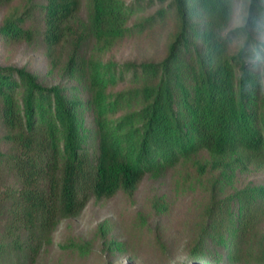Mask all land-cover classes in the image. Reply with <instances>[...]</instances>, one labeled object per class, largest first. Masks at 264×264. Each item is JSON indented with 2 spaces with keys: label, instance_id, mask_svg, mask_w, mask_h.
<instances>
[{
  "label": "trees",
  "instance_id": "16d2710c",
  "mask_svg": "<svg viewBox=\"0 0 264 264\" xmlns=\"http://www.w3.org/2000/svg\"><path fill=\"white\" fill-rule=\"evenodd\" d=\"M0 8V43L39 46L62 65L53 81L0 65V264H27L91 200L135 194L175 168L205 200L188 230L191 263L264 264V184L234 183L264 170V0ZM135 40L158 49L118 60Z\"/></svg>",
  "mask_w": 264,
  "mask_h": 264
},
{
  "label": "rangeland",
  "instance_id": "374dc122",
  "mask_svg": "<svg viewBox=\"0 0 264 264\" xmlns=\"http://www.w3.org/2000/svg\"><path fill=\"white\" fill-rule=\"evenodd\" d=\"M21 3L17 1L14 6ZM7 12V8H0V26ZM241 16L242 9L234 26L240 24ZM86 17L84 7L81 23ZM155 49L158 46L153 43L149 46L135 40L123 44L115 56L125 60ZM57 51L56 62H64ZM0 65L26 66L48 81L58 78L62 66L52 69L39 46L2 43ZM244 182L264 184V170L239 175L234 181L236 186ZM204 202L200 186L194 179L186 181L179 168L155 173L135 194L122 192L112 199L91 200L80 216L62 221L38 256L27 264H192L186 239ZM4 227L0 221V235Z\"/></svg>",
  "mask_w": 264,
  "mask_h": 264
}]
</instances>
